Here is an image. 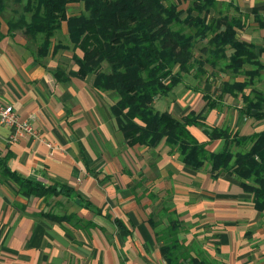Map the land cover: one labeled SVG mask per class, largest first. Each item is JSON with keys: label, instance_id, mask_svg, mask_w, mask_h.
Listing matches in <instances>:
<instances>
[{"label": "crops", "instance_id": "obj_1", "mask_svg": "<svg viewBox=\"0 0 264 264\" xmlns=\"http://www.w3.org/2000/svg\"><path fill=\"white\" fill-rule=\"evenodd\" d=\"M13 2L0 12V101L13 105L21 119H31L55 148L33 135L11 140L14 127L0 125V264H168L158 238L170 217L180 222L177 237L191 255L179 264H264V209L254 207L240 179L224 171L212 177L207 163L191 169L164 143L129 145L111 110L115 97L93 86L94 75L55 77L58 66L73 68L72 49L38 62L25 33L9 32L8 21L20 8ZM216 9L240 17L236 36L258 56L260 74L245 93L264 91V0H216ZM253 67L258 65L244 66ZM229 73L220 70L217 81L209 73L202 78L186 73L155 107L180 118L202 110L203 94H210L216 105L203 109L206 124L240 135L263 131L264 116L241 113V93L217 96L221 82L246 78ZM190 131L199 141L208 139L201 126ZM222 146L221 138L206 142L210 151ZM4 158L24 177L75 191L26 197L2 175Z\"/></svg>", "mask_w": 264, "mask_h": 264}, {"label": "trees", "instance_id": "obj_2", "mask_svg": "<svg viewBox=\"0 0 264 264\" xmlns=\"http://www.w3.org/2000/svg\"><path fill=\"white\" fill-rule=\"evenodd\" d=\"M22 4L19 17L8 21L9 32L22 30L38 62L69 48L58 37L67 23V34L74 51L73 68L63 65L54 70L57 79L94 75L93 86L115 97L111 110L125 141L154 148L160 143L178 153L191 169L207 163L212 177L224 171L236 176L246 192L253 196L254 207L264 209V130L240 135L228 128L209 126L203 109L213 108L216 100L203 94L206 104L199 112L189 111L177 118L167 110H158L154 101L169 95L186 73L202 78L205 67L212 71L245 74L243 81L221 82L217 96L241 93V113L264 116V91L245 88L260 74L258 56L251 43L237 38L243 26L239 16L222 14L216 0H17ZM185 7L181 4L185 3ZM7 0H0V12ZM82 4L79 13H69L70 5ZM36 48L34 46L36 45ZM80 50L82 55L75 53ZM232 49L228 56L227 50ZM224 62V65H221ZM104 64H107V68ZM245 64L258 65L250 70ZM221 68V69H220ZM210 71L209 75H212ZM190 126H201L207 140L223 139L219 151L206 148ZM1 173L14 182L26 197L72 196L68 184H44L12 171L7 159ZM55 217L54 213H45ZM70 219V217H69ZM149 223L154 224L152 218ZM180 222L169 218L158 238L160 251L168 264H179L180 258L191 257L177 237Z\"/></svg>", "mask_w": 264, "mask_h": 264}, {"label": "built area", "instance_id": "obj_3", "mask_svg": "<svg viewBox=\"0 0 264 264\" xmlns=\"http://www.w3.org/2000/svg\"><path fill=\"white\" fill-rule=\"evenodd\" d=\"M0 125L13 126L14 131L10 135L11 140H17L21 136L33 135L38 139L46 140L50 148H55L52 140H47L34 128L31 119H21L11 104L0 101Z\"/></svg>", "mask_w": 264, "mask_h": 264}, {"label": "rangeland", "instance_id": "obj_4", "mask_svg": "<svg viewBox=\"0 0 264 264\" xmlns=\"http://www.w3.org/2000/svg\"><path fill=\"white\" fill-rule=\"evenodd\" d=\"M9 0H7V2H8ZM25 1V0H24ZM13 3H19V5H20V8L18 9V13H17V17H19V11H21L22 10V4L23 3H21V2H19V1H17V0H14V2ZM185 5H186V2L185 3H183V4H181V7H185ZM83 9V6H82V4H72V5H70V8H69V13L71 14V13H79L81 10ZM17 17H15V18H17ZM14 19V18H13ZM67 31H68V29H67ZM66 31V32H67ZM58 37H60V39H62V41L64 42V44L66 45V44H70V46H69V48H63L64 50H70V49H72V45H71V42L69 41V38H68V34L66 33H60L59 35H57ZM36 46H37V43H36V45L34 46V48H36ZM72 51V50H71ZM66 58H68V57H65V59ZM70 59V58H69ZM73 61V62H72ZM70 62L73 64L74 63V60L73 59H71L70 60ZM67 63V65H68V61L66 62ZM105 65V67L107 68V64H104ZM206 68H208V66L206 67ZM209 70L210 71H212V69H211V67H209L208 68V70L206 69V73H208L209 72ZM228 72H230V71H228ZM210 73V72H209ZM212 73V80H218L219 79V71H217V70H214V71H212L211 72ZM229 74H231V73H229ZM231 76H232V74H231ZM106 92H108V93H111V94H113L112 92H110V91H106ZM116 120V119H115ZM116 123H117V121H116ZM116 127H118V123H117V125H116ZM119 128V127H118ZM48 197H50V196H48Z\"/></svg>", "mask_w": 264, "mask_h": 264}]
</instances>
